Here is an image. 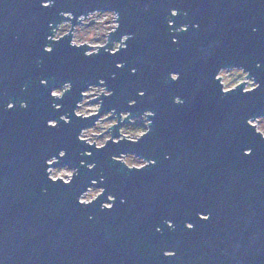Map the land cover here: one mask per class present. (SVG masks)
I'll use <instances>...</instances> for the list:
<instances>
[{"label":"water","instance_id":"water-1","mask_svg":"<svg viewBox=\"0 0 264 264\" xmlns=\"http://www.w3.org/2000/svg\"><path fill=\"white\" fill-rule=\"evenodd\" d=\"M54 5L43 9L40 0H0V264H264V140L245 126L246 118L264 112V0H54ZM173 7L188 13L176 20L177 26L189 25L177 45L167 28ZM93 9L120 14L121 28L110 41L132 34L126 52L111 57L102 50L85 58L84 50L69 48L65 40L50 45L51 55L43 53L48 24L64 21L61 11L79 15ZM117 62L125 68L112 80ZM222 65L243 66L262 87L248 96L239 90L220 95L214 75ZM132 67L135 76L129 75ZM170 72H179L180 80L170 81ZM100 78L114 92L100 114L88 121L71 117V124L56 129L46 126L49 119L71 116L80 90ZM40 79L48 80L49 89ZM65 81L73 90L55 101L63 105L57 113L48 92ZM24 86L27 92H21ZM138 90L146 92L143 99ZM175 97L184 103L174 104ZM130 99H136L135 108L127 107ZM21 100L28 102L27 111L19 108ZM9 101L16 102L10 112L4 110ZM113 107L134 116L153 111L151 134L136 145L110 143L103 151L78 143L79 129ZM118 127V120L110 127L114 137ZM248 147L251 157L243 156ZM60 150L67 157L57 166L78 169L71 186L52 184L45 175V160ZM85 150L93 152L86 162L97 164L94 172L79 167ZM121 152L156 165L128 172L111 160ZM101 175L106 195L117 197L113 209L101 211L106 195L80 206L79 194ZM188 222L194 230H186ZM163 250H175V259H164Z\"/></svg>","mask_w":264,"mask_h":264},{"label":"clouds","instance_id":"clouds-1","mask_svg":"<svg viewBox=\"0 0 264 264\" xmlns=\"http://www.w3.org/2000/svg\"><path fill=\"white\" fill-rule=\"evenodd\" d=\"M54 0H40V7L43 9H49L54 7ZM187 17L188 13L183 12L178 8H170L168 10L167 28L172 30L169 34L172 36L171 43L173 45L179 44L178 36L180 34H186L189 31L188 24L176 25V20L181 16ZM59 16L66 22H60L58 24L50 22L48 24V29L50 34L46 36V43L43 47V53L45 55H51L54 48L50 45L60 44L65 40L68 41V47L73 50H84V57L91 58L101 54L106 56L117 57L122 51H127L128 42L133 38L132 34L126 33L119 37L118 41H110V37L116 34L121 28L120 14L115 10H101L93 9L88 11L86 14L74 15L71 11H61ZM76 21L80 27L73 30L72 21ZM75 24V25H76ZM87 26V28H85ZM193 30L199 29V24H191ZM252 33H257L258 28L252 27ZM111 43V47L109 44ZM37 67L41 65V61L37 60ZM257 68L260 64L256 65ZM125 64L123 62H117L115 64V72L112 73L111 79L115 80L116 73L123 71ZM137 69L132 67L129 69V75L135 76ZM179 77L177 80L176 78ZM250 73L246 71L243 66L237 65H222L219 66L214 75V82H217V87L219 89L220 95L228 96L230 94H235L239 90L240 95L248 96L250 94L256 93L261 87V83L257 82L254 78H249ZM181 76L179 72H170L168 74V79L172 82H178ZM39 84L42 88L49 89V82L47 79H40ZM243 86V87H241ZM27 86L21 88V92H27ZM73 90V84L71 81H65L62 86L50 88L48 95L53 101L51 103V108L54 112H62L63 105L61 103H56L55 101H61ZM114 92L109 89L108 83L105 79L100 78L93 84H88L86 88L81 89L79 92V99L76 101L74 108L72 109L71 116L65 114L60 115L58 119L47 120L46 126L50 129H56L59 127L60 123L64 125H69L72 123L71 117L76 119L88 121V117L94 115L99 111V114L104 109L105 100L113 97ZM146 92L143 90H138L136 96L143 99ZM91 97L96 101V106L89 107L86 106L88 101L85 97ZM136 99H130L128 101V108H135ZM173 103L176 105H182L184 101L180 97H175ZM16 108L15 101H9L4 106L5 111H13ZM19 108L21 110L27 111L29 104L25 100L19 101ZM104 120L100 121L96 128L82 127L76 136L78 143L83 144L86 148L91 149L94 147L96 151L105 150L111 143L113 146H118L122 142H127L130 145H136L140 143L143 139L147 138L151 134L153 119L155 118V113L151 110H145L142 114L134 116L130 111H117L115 107L111 110L104 112ZM108 116H113L114 121H119L118 135L114 137L111 133L110 135H105L108 128L111 127L112 122L107 121ZM127 122V123H125ZM123 125V126H120ZM245 126L248 129L254 130L253 135L259 137V139L264 140V112L257 111L253 115L245 119ZM253 155L252 148H245L243 151V156L251 157ZM82 159L79 162L80 168H86L89 172H94L97 168L95 162L87 163L86 160H90L93 156L92 151L85 150L80 153ZM67 157V152L65 150H60L57 154L53 155L51 158L45 160V167L47 179L52 184L61 182L64 186H71L74 182L76 176L78 175V169L72 167L68 164L63 166H57L60 164L61 160H65ZM165 159H170L169 156H165ZM111 160L123 166L128 172H142L143 170L154 167L156 165L155 160H148L141 156H138L134 152H121L120 154H113ZM106 184V180L103 175L100 176L99 180L92 179L90 181V186L83 190L77 197V203L80 206H91L94 202L102 200L106 195V188L100 185ZM46 194L47 189H42ZM117 197L113 194H107V202H102L100 204L101 211H111L116 204ZM120 204H124L126 201L123 197L120 198ZM198 218L201 221H209L210 215L198 214ZM92 217L89 216V220ZM168 229L175 228L174 223L171 220L164 222ZM185 228L188 231L194 230V225L190 222L185 223ZM157 233H161L162 229L160 227L156 228ZM177 253L175 250H163L162 256L164 259H175Z\"/></svg>","mask_w":264,"mask_h":264},{"label":"rangeland","instance_id":"rangeland-1","mask_svg":"<svg viewBox=\"0 0 264 264\" xmlns=\"http://www.w3.org/2000/svg\"><path fill=\"white\" fill-rule=\"evenodd\" d=\"M62 22H66V21H62ZM78 27H80V25L79 24H76V25H74L73 26V30H75L76 28H78ZM85 28H87V26H85ZM85 100H87L88 101V104L86 105V106H89V107H94V106H96V101L95 100H93L91 97H85ZM104 114V113H103ZM102 114V115H103ZM102 120H104V117H99L97 120H96V122L93 124V125H91L90 127L91 128H96L97 127V125L100 123V121H102ZM113 120H114V118H113V116H111V117H108L107 118V121H105L106 123L107 122H112L111 123V125L112 124H114L116 121H114L113 122ZM121 126H123V125H121ZM89 127V126H88ZM110 128H108V130L105 132V135H110ZM60 166H63V165H60Z\"/></svg>","mask_w":264,"mask_h":264},{"label":"snow or ice","instance_id":"snow-or-ice-1","mask_svg":"<svg viewBox=\"0 0 264 264\" xmlns=\"http://www.w3.org/2000/svg\"><path fill=\"white\" fill-rule=\"evenodd\" d=\"M177 80L179 79V77L176 78Z\"/></svg>","mask_w":264,"mask_h":264}]
</instances>
